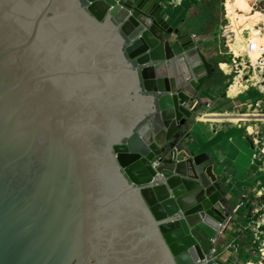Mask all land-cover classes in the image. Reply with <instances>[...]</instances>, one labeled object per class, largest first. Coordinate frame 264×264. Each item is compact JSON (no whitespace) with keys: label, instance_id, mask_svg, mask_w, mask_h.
Masks as SVG:
<instances>
[{"label":"water","instance_id":"1","mask_svg":"<svg viewBox=\"0 0 264 264\" xmlns=\"http://www.w3.org/2000/svg\"><path fill=\"white\" fill-rule=\"evenodd\" d=\"M160 0H0V264H225L206 153L170 145L214 71Z\"/></svg>","mask_w":264,"mask_h":264},{"label":"crops","instance_id":"2","mask_svg":"<svg viewBox=\"0 0 264 264\" xmlns=\"http://www.w3.org/2000/svg\"><path fill=\"white\" fill-rule=\"evenodd\" d=\"M215 4L214 0H184L173 9H178L173 25L169 23L167 16L164 19L172 28H177L182 34L198 35L200 40L197 41V45L202 48L214 66L212 77L204 83L197 96V102H209V108L199 120L195 115L187 122L186 127L181 129L170 147L184 152H187L188 149L194 154L206 153L214 161L213 171L226 192L224 206L230 211L232 219L225 223V229L228 232L218 236L213 246L215 255L218 254L219 258H222L226 253H230L224 250L228 234L232 238L231 241L235 238L229 229L237 227L236 223L241 220L240 216L243 212L241 209H237L238 203L246 199L256 201L264 199V151L262 159L252 158L255 151L258 150L252 143L255 136L253 133L258 130L262 134L264 133V126L260 124L264 123V115L247 107V103L251 102L250 98L246 99L251 95L250 87L243 83L234 93H230L225 88L229 75L223 72V75H219L215 71V64L219 69L221 64L229 65L232 68L231 73L235 76L239 70V67L236 68L237 63H233L231 55L225 54L223 47L218 44V39L215 42L213 34L215 30H218V27L216 29L214 25L208 29L210 31L205 35L199 34L201 26L203 27L200 22L204 21L206 16H210L211 11L217 10V4ZM218 11L221 14L220 7ZM162 17L165 15L162 14ZM221 23H218V26ZM216 43L217 48H215ZM200 113L203 111L201 110ZM239 116L244 117L233 118ZM234 216L237 219H233ZM230 260L232 263L233 260Z\"/></svg>","mask_w":264,"mask_h":264},{"label":"built area","instance_id":"3","mask_svg":"<svg viewBox=\"0 0 264 264\" xmlns=\"http://www.w3.org/2000/svg\"><path fill=\"white\" fill-rule=\"evenodd\" d=\"M183 1L184 0H167V3L164 4L162 0H160L159 5L163 11L167 7L174 9ZM164 18H166V16ZM191 36L196 43L200 40V37L196 34H191ZM247 53L250 57L248 61H243L241 57L231 56L233 63H237L236 68L239 67L236 76L242 77L243 83L250 88L256 89L260 96L255 101L247 103V107L264 115V44H260L256 40H250L247 43ZM251 57H253V59ZM226 90L228 91V88H226ZM209 106V102L203 101L198 103L199 111L196 118H201ZM201 110L203 113H200ZM253 134L257 137L258 132ZM256 137L252 143L254 148L258 150L255 151L252 158L262 159L264 143L260 142ZM256 204L257 201L254 199H246L238 203L237 209H241L243 212L240 216L241 220L239 221V227H232L229 229V232L234 234L235 238L230 243L224 245L225 251L235 253L244 258L251 256L255 258L256 261L253 262L251 259H246L243 262L241 259H238L234 262L232 261V263L230 260L225 264H264V205L261 204L262 208H259ZM219 232V236H222V234H225L228 230L225 229L222 233L220 230ZM212 251L214 256V249H212Z\"/></svg>","mask_w":264,"mask_h":264},{"label":"bare ground","instance_id":"4","mask_svg":"<svg viewBox=\"0 0 264 264\" xmlns=\"http://www.w3.org/2000/svg\"><path fill=\"white\" fill-rule=\"evenodd\" d=\"M221 6L223 23L218 27V43L225 50V54L241 57L243 61L250 60L247 53V43L250 40H256L260 44H264V9L258 8V6L252 8L240 0H221ZM251 58L253 59V57ZM231 71L232 68L230 67L228 75L232 81L227 88L230 93H234L238 87L242 86L243 79L240 76L233 75ZM241 117L244 116L233 118L241 119ZM229 220H232L231 217ZM215 246L217 248V245ZM213 257L222 261L218 254Z\"/></svg>","mask_w":264,"mask_h":264},{"label":"rangeland","instance_id":"5","mask_svg":"<svg viewBox=\"0 0 264 264\" xmlns=\"http://www.w3.org/2000/svg\"><path fill=\"white\" fill-rule=\"evenodd\" d=\"M215 1V3L217 4V10H215V11H209L208 10V12H210V16L208 15V16H206L205 17V20L204 21H201L200 23H201V25L203 24V27L201 26V29H200V31H199V34H201V35H205V33H208L210 30H208L209 28H212V27H214V25H215V28L217 29V27H219L218 25V23H223V12H222V6H221V0H214ZM241 2H244V3H247L250 7H252V8H254L255 6H258V8H261V9H264V0H240ZM162 2L164 3V4H166L167 3V0H162ZM215 4V5H216ZM220 7V11H221V14L219 13V11H218V8ZM162 14L163 15H165V16H167L168 17V19H169V23L171 24V25H173L174 24V21H175V19H176V15L178 14V9H176V10H173V9H171L170 7H167L166 9H164L163 11H162ZM221 17V18H220ZM177 21H179V20H177ZM219 21V22H218ZM180 22V21H179ZM213 23V24H212ZM221 23V24H222ZM207 28V29H206ZM205 31V32H202V31ZM216 33V34H215ZM213 37H214V39H215V42H217L216 40L218 39V30H215L214 31V34H213ZM219 45H221L220 43H218ZM217 43L215 44V48H217ZM219 51V50H218ZM214 60V59H213ZM237 62V61H236ZM220 69L224 72V73H226V74H228L229 73V71H230V66H225V65H223V64H221L220 66ZM219 68H218V66H217V64H215V71H217L218 73H219V75H223V73H222V71L220 70ZM227 78H229V76H227ZM232 81V80H231ZM250 94L252 95H254V96H249L248 98H246V99H249L250 98V100L253 102V101H255L256 99H258L260 96L258 95V92H257V90L256 89H253V88H251L250 89ZM263 110H264V108H263ZM260 124H263L262 126H264V123H260ZM257 132V131H256ZM254 136V135H253ZM254 138H255V136H254ZM260 142H263L264 143V133L262 134L259 130H258V134H257V137H256ZM261 204L262 205H264V199H259V200H257V204H256V206L257 207H261ZM262 208V207H261ZM261 214V213H260ZM233 219H237V217L236 216H234V218ZM237 224V227L239 226V222H237L236 223ZM228 240H227V243H230L231 242V237H229V234H228ZM229 259H232L233 261H236V260H238V259H241L243 262L246 260V259H251L253 262H255L256 261V259L255 258H253V257H251V256H249V257H246V258H244L243 256H240V255H237V254H235V253H226V255H224V256H222V258H221V260L223 261V262H226V261H229Z\"/></svg>","mask_w":264,"mask_h":264},{"label":"trees","instance_id":"6","mask_svg":"<svg viewBox=\"0 0 264 264\" xmlns=\"http://www.w3.org/2000/svg\"><path fill=\"white\" fill-rule=\"evenodd\" d=\"M230 82H231V77H229V78L227 79V82H226L225 88L228 87V85L230 84Z\"/></svg>","mask_w":264,"mask_h":264}]
</instances>
